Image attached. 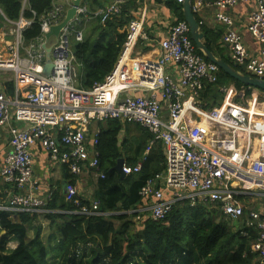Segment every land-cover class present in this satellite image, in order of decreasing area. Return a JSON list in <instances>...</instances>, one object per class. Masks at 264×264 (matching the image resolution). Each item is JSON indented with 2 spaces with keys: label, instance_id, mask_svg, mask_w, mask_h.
<instances>
[{
  "label": "built area",
  "instance_id": "1",
  "mask_svg": "<svg viewBox=\"0 0 264 264\" xmlns=\"http://www.w3.org/2000/svg\"><path fill=\"white\" fill-rule=\"evenodd\" d=\"M61 1L70 6V0ZM27 2L23 0L17 20L9 19L0 7V129L6 131L8 145L0 168V212L11 214L12 219L21 213L49 212L52 195H39L33 148H42L52 164L65 166L73 177L94 174L104 180L98 150L100 123L119 120L147 130L149 145L161 146L165 156L164 169L146 181L139 193L141 203L128 212L134 229L147 220H164L179 202L211 206L225 220L250 229L242 232L251 238L253 264H264V101L260 92L229 84L219 88L223 99L216 105L205 101L206 87L219 81L221 70L197 50L185 21L170 27L160 42V58L145 62L139 78L130 82L124 56L137 42L149 40L142 20L134 18L113 71L93 88L82 87L71 40L83 42L93 20L104 22L122 14L124 2L118 1L94 11L81 5L60 37L48 42L53 69L46 76L45 34L63 20L67 8L54 0L52 9L39 18L40 36L26 44L24 32L36 17L34 11L31 19L23 15ZM249 2L255 7L246 28L257 50L245 42L230 13ZM202 8L214 9L215 22L223 26L221 45L230 63L264 79V0H196L194 12ZM141 170V163L122 167L125 178ZM65 200L78 207L71 214L103 215L101 201L84 204L76 185H68ZM7 246L13 249L10 243Z\"/></svg>",
  "mask_w": 264,
  "mask_h": 264
},
{
  "label": "trees",
  "instance_id": "2",
  "mask_svg": "<svg viewBox=\"0 0 264 264\" xmlns=\"http://www.w3.org/2000/svg\"><path fill=\"white\" fill-rule=\"evenodd\" d=\"M53 1L28 0L23 15L31 19L34 11L36 17L24 32L26 44L40 36L39 18L52 9ZM92 1L97 7L108 3V0ZM135 1L123 3V12L119 16L104 22L100 18L90 22L85 40L72 43L80 64L82 87L91 89L96 83H102L115 68L128 36ZM22 4L23 0H0V7L11 20L20 17ZM166 4L176 13V22L185 21L181 3L168 0ZM202 29L209 48L230 62L222 49L215 46L216 37L204 26ZM229 84H234L237 89L245 87L221 71L219 81L206 87L203 99L210 105H216L223 99L219 88ZM249 94L250 89L247 91ZM131 125L141 132V142L139 146L128 148V142L120 143L119 136ZM100 128V170L106 178L99 182L100 192L96 199L101 201L103 215L87 217L71 214L69 212L78 207L54 194L47 206L50 212L45 214L53 232L49 240L51 244L46 246L42 240V224L35 228V237L28 238V226L39 221L37 215L21 213L16 221L11 214L0 212V264H53L50 254L58 259L67 253L72 257L67 258L70 263H74L81 253L86 254L85 264H253L251 238L245 236L242 230L234 231L221 212L211 206L190 207L185 202H179L164 220H147L140 229H134L133 215L128 212L141 203L139 193L146 181L164 169V151L161 146L149 145L151 134L138 124L107 120L100 123ZM122 145L131 152L125 165L134 167L142 164L140 173L124 179L115 170L117 161L123 156ZM74 182L72 179L71 184L74 185ZM56 208L58 210H54ZM13 240L19 245L9 249L7 245Z\"/></svg>",
  "mask_w": 264,
  "mask_h": 264
},
{
  "label": "crops",
  "instance_id": "3",
  "mask_svg": "<svg viewBox=\"0 0 264 264\" xmlns=\"http://www.w3.org/2000/svg\"><path fill=\"white\" fill-rule=\"evenodd\" d=\"M166 2L163 3L161 2V0H136L134 7L131 9L133 10L131 12L132 18L142 20L144 24V30L147 31L149 35V40L144 42H137V44L124 56L123 62L125 68H127V70L129 71L130 82H134L139 78L140 72L143 70L145 62L157 61L160 58V55L162 53L160 48V42L161 40L167 37L170 27L177 21L176 13L172 9L167 7ZM89 3L92 4L89 6V8L94 11L105 7L106 5L112 3V1L109 0L108 3H106L103 7H97L93 5V1ZM59 4L67 8V4L65 2H61ZM254 7V2L239 4L233 9H231L230 13L233 17L235 27H237L243 34L245 42L253 50H257L258 46L249 35V32L246 28L248 15L250 11L254 9ZM196 16L198 20L202 23V26H204L205 29L209 30L214 38L216 37L215 46L221 48L224 54V50L221 45L223 26L215 22L214 9L202 8L200 11L197 12ZM260 95L264 96V92H260ZM6 136V131L0 129V168L4 163V157L7 152L8 145ZM119 140L120 143L128 142V148L133 146H139L141 142V132L138 131V129L132 125L127 126L120 133ZM32 151L35 176L40 182L39 195L43 196V198H47L51 194L52 196L49 200H53L54 194H59V199L64 200L66 189L68 185L71 184L72 179L75 180L74 185H76L78 188L80 198L85 201H92L94 200V198L97 197L100 192V186L94 174H85L79 178L73 177L68 173V170L65 166L52 164L48 158V154L42 148H33ZM121 153L123 155L121 159L124 160L125 164L129 156H131V152L127 150L126 146L122 145ZM68 175L70 176V178ZM2 189L3 186L0 185V192L2 191ZM54 210H58V208ZM45 214L46 213H43L42 215L38 216L39 222L40 219L46 222V224L43 223L44 227L42 231V240L45 227H47L48 232L51 233L52 231L50 222L46 219ZM13 220H19V218H17V215L13 216ZM37 223L38 222L36 221L28 226V238H31L30 232L34 234L32 238L35 237L34 230L38 225ZM10 245H12L13 249H15L19 244L18 241L13 240L12 242H10Z\"/></svg>",
  "mask_w": 264,
  "mask_h": 264
},
{
  "label": "water",
  "instance_id": "4",
  "mask_svg": "<svg viewBox=\"0 0 264 264\" xmlns=\"http://www.w3.org/2000/svg\"><path fill=\"white\" fill-rule=\"evenodd\" d=\"M87 0H70V6L65 11V16L63 20L56 25L51 26L48 33L45 34V43L43 44V48L47 52L48 59L47 63L44 66V75L49 76L53 69V63L51 59V47L48 46V42L52 38H59L62 31L75 20L77 17L78 9L83 5ZM109 1V0H108ZM118 2H129L132 0H111ZM194 0H185L182 4V10L185 22L189 25L191 39L194 42L197 50L204 56V58L210 62L215 63L220 70L234 79L236 82H239L245 87L254 88L255 90L264 91V79H259L253 76H250L235 66H233L230 62H227L224 58L218 56L211 48H209L205 32L202 29V25L198 20L196 13L193 10ZM124 166V160L119 159L117 161V165L115 166V170L119 173L122 179L125 178V175L122 172V167ZM5 234V231L2 232Z\"/></svg>",
  "mask_w": 264,
  "mask_h": 264
},
{
  "label": "rangeland",
  "instance_id": "5",
  "mask_svg": "<svg viewBox=\"0 0 264 264\" xmlns=\"http://www.w3.org/2000/svg\"><path fill=\"white\" fill-rule=\"evenodd\" d=\"M56 1V0H55ZM62 1L61 0H57V3H61ZM89 2H92L91 0L89 1ZM87 3L89 6L90 5H92V4H90V3ZM0 21H2L3 22V19H1L0 18ZM52 41V40H51ZM54 41V40H53ZM71 43H73V40H71ZM255 93H257V91H255ZM249 96H251V94H249ZM261 96V95H260ZM261 100L262 101H264V96H261ZM96 177V176H95ZM97 178V181L98 182H101L100 180L101 179H99L98 177H96ZM94 199H96V198H94ZM225 220V219H224ZM226 221H228L229 222V224H230V226H232V229L234 230V231H238V230H243L244 229V225L241 223V222H233V221H229V220H226ZM40 222L42 223V225H43V223L44 224H46V222L45 221H43L42 219H40ZM39 221H38V225L39 224H41ZM116 224L118 225V222H116ZM37 225V226H38ZM46 226V225H45ZM43 227H44V225H43ZM51 233H53L52 231H51ZM50 232H48V229H47V227H45V231H44V234H43V241H44V243L46 244V246H48V245H50L51 243L49 242V240H50V238H52L51 237V234ZM30 235H31V238H29V240H31L32 239V237L34 236V234L32 233V232H30ZM85 256H86V254H84V255H82V253H81V255L78 257V256H76V258H75V260H74V263H70V262H67V258H72V257H70V253L68 254H66V255H64V256H62V257H60V258H58V259H55V257L53 256V255H51L50 254V259H51V262L53 263V264H85V262H86V260H85Z\"/></svg>",
  "mask_w": 264,
  "mask_h": 264
}]
</instances>
